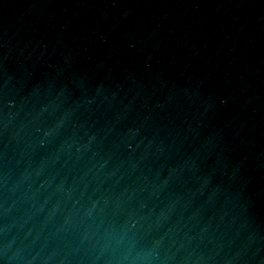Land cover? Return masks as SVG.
Here are the masks:
<instances>
[{"label": "water", "instance_id": "water-1", "mask_svg": "<svg viewBox=\"0 0 264 264\" xmlns=\"http://www.w3.org/2000/svg\"><path fill=\"white\" fill-rule=\"evenodd\" d=\"M0 264H264V0H0Z\"/></svg>", "mask_w": 264, "mask_h": 264}]
</instances>
